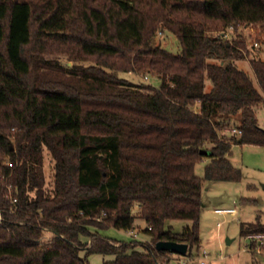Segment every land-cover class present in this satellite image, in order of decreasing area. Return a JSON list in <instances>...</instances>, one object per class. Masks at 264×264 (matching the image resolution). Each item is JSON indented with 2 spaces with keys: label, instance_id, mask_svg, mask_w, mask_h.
<instances>
[{
  "label": "trees",
  "instance_id": "trees-1",
  "mask_svg": "<svg viewBox=\"0 0 264 264\" xmlns=\"http://www.w3.org/2000/svg\"><path fill=\"white\" fill-rule=\"evenodd\" d=\"M250 23L264 27V0H0V264H89L92 253L163 264L159 240L198 255L205 180H241L233 144L264 145V59H249L258 86L236 62L245 40L213 34ZM163 30L178 52L156 43ZM118 71L161 83L149 91ZM228 127L241 132L227 139ZM137 218L145 241L100 231ZM172 220L191 223L178 231ZM257 232L259 216L242 223V235Z\"/></svg>",
  "mask_w": 264,
  "mask_h": 264
},
{
  "label": "rangeland",
  "instance_id": "rangeland-1",
  "mask_svg": "<svg viewBox=\"0 0 264 264\" xmlns=\"http://www.w3.org/2000/svg\"><path fill=\"white\" fill-rule=\"evenodd\" d=\"M229 33L224 36L226 39L235 41L236 39L245 40L246 46L244 52L246 58L237 60V64L244 68L253 78L255 83L259 86L255 73L249 62L252 51L257 48L251 46L258 42L260 58L264 59V27L260 24H238L237 30L234 28L226 29ZM223 31H215L213 34H222ZM156 43L166 47L167 49L178 52L180 50V42L177 36L168 31H159L156 37ZM50 58L58 59L66 66H73L76 63L88 65V61L75 62L68 59L67 56H48ZM119 76L125 77L144 89L152 91L153 86H159L161 81L156 75L149 72H133V71H118ZM211 85V81L207 80V86ZM152 86V87H151ZM259 123L264 127V104L257 110ZM231 127L224 129L225 138H229L232 132ZM48 151V150H47ZM45 151L44 168L46 173L47 187H52L54 181V161L50 154ZM230 158L234 165L240 167L243 171V177L239 181L233 180H205L203 187V202L204 207L201 214L200 235L201 245L197 250L200 255L202 249H206L210 253V264H264V249L255 251L254 247H250L251 239L248 236L241 234V225L243 222L256 221L257 216L260 219L264 218V145L259 144H233ZM209 161L205 158L197 164L196 172L204 175L205 165ZM243 197H250L256 200L254 203H243ZM217 207H235L236 214L218 213L215 209ZM138 212V204L134 207V213ZM259 214V215H258ZM261 221V220H260ZM190 221L172 220L174 230H181L185 224ZM147 223L142 218H137L134 232L138 236L134 238L130 233L123 229L109 227L101 229V233L121 241H130L132 239L145 241L148 236L144 232ZM53 237L52 232L46 230L41 241L49 245V240ZM145 239V240H142ZM231 239V242H228ZM91 240V239H89ZM143 249L142 245L138 246ZM196 249V248H195ZM84 254V252H81ZM113 254L92 253L88 256L89 264H104L107 260L114 259ZM171 259L161 257L163 264H184L180 262L177 256H170ZM187 264H200L198 258L190 261Z\"/></svg>",
  "mask_w": 264,
  "mask_h": 264
},
{
  "label": "built area",
  "instance_id": "built-area-1",
  "mask_svg": "<svg viewBox=\"0 0 264 264\" xmlns=\"http://www.w3.org/2000/svg\"><path fill=\"white\" fill-rule=\"evenodd\" d=\"M229 28H233V26H230ZM223 36H228L229 33L227 30L223 31L222 32ZM258 46H259V43L258 42H255L251 48H257L255 49L256 51H252L253 53L251 54V58H260L259 55H258V52H259V49H258ZM232 132H236V133H240L241 130L236 128V127H233L231 129ZM218 213H223V214H236L237 213V208L235 207H217L215 209ZM128 233H130L132 236L134 237H137L138 236V233L134 232L133 229L131 230H128L127 231ZM248 237L252 240H254L256 242L255 244V251H261L264 249V232H257V233H251L248 235ZM170 256H177L178 259L180 260V262L184 263V264H187L189 263L190 261H193L194 259L198 258L199 261H200V264H210V253L206 250V249H202L200 255H196L195 257H191V256H188V255H180V254H177V253H172L170 252L169 254Z\"/></svg>",
  "mask_w": 264,
  "mask_h": 264
},
{
  "label": "water",
  "instance_id": "water-1",
  "mask_svg": "<svg viewBox=\"0 0 264 264\" xmlns=\"http://www.w3.org/2000/svg\"><path fill=\"white\" fill-rule=\"evenodd\" d=\"M228 242H231V239H228ZM156 248L158 250H167L172 253L186 255L189 250V244L187 242H179L174 240H159L156 243Z\"/></svg>",
  "mask_w": 264,
  "mask_h": 264
},
{
  "label": "crops",
  "instance_id": "crops-1",
  "mask_svg": "<svg viewBox=\"0 0 264 264\" xmlns=\"http://www.w3.org/2000/svg\"><path fill=\"white\" fill-rule=\"evenodd\" d=\"M250 62V61H249ZM244 69V68H243ZM211 87V85H209V88ZM238 212V211H237ZM259 215V214H258ZM261 220V222H263L264 223V218L263 219H260ZM142 240H145V239H142Z\"/></svg>",
  "mask_w": 264,
  "mask_h": 264
}]
</instances>
